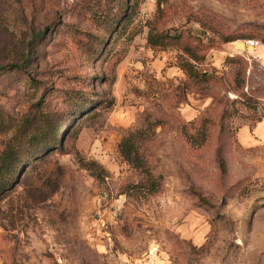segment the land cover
Listing matches in <instances>:
<instances>
[{
    "label": "rangeland",
    "instance_id": "rangeland-1",
    "mask_svg": "<svg viewBox=\"0 0 264 264\" xmlns=\"http://www.w3.org/2000/svg\"><path fill=\"white\" fill-rule=\"evenodd\" d=\"M26 59L0 70V264H264V0H0V64Z\"/></svg>",
    "mask_w": 264,
    "mask_h": 264
},
{
    "label": "trees",
    "instance_id": "trees-1",
    "mask_svg": "<svg viewBox=\"0 0 264 264\" xmlns=\"http://www.w3.org/2000/svg\"><path fill=\"white\" fill-rule=\"evenodd\" d=\"M131 0H126L127 7L129 6ZM41 35V32L33 33L32 40L36 39ZM172 42L179 41L180 35L175 36L173 38H169ZM169 39L166 38L163 34H154L149 35L147 38V43L150 49L155 52L157 47H166ZM253 40V39H251ZM259 41V40H258ZM184 50L187 52L189 57L193 59H198L196 52L190 48L189 46H185ZM28 59L23 61L21 64L17 63H9V64H0V70L4 67L9 68H22ZM186 71H192V68H185ZM194 73V72H193ZM197 73V72H196ZM80 102L77 104V108L79 110L85 109L87 107V111L83 112L82 115L85 113H90L94 109V105L98 101L92 100L86 96L85 93L80 95ZM31 127H36L35 130L29 134L27 139L29 141L38 143L42 145V143H49V141H57L58 135L62 130V122L56 116H51L46 113L41 114L35 118V122ZM139 135L135 133H129L127 136L123 137L119 142V152L121 156L129 163H132L136 169H139L142 174L145 176L144 181L142 184L138 185L139 187L142 186L147 189L150 193L157 192L160 183H157L154 178L150 175L149 170L143 163V160L138 153L137 145L139 142ZM14 141H8L4 147V149L0 153V191H7L11 187H13L19 180L21 173L18 172V162H19V145L22 141L21 135L17 138H13ZM15 140H17L18 144H16ZM60 142V140H59Z\"/></svg>",
    "mask_w": 264,
    "mask_h": 264
},
{
    "label": "water",
    "instance_id": "water-1",
    "mask_svg": "<svg viewBox=\"0 0 264 264\" xmlns=\"http://www.w3.org/2000/svg\"><path fill=\"white\" fill-rule=\"evenodd\" d=\"M236 46H238L239 48H242L243 50H245L246 48H251L253 49L251 46L246 45L244 41H237L235 43Z\"/></svg>",
    "mask_w": 264,
    "mask_h": 264
},
{
    "label": "built area",
    "instance_id": "built-area-1",
    "mask_svg": "<svg viewBox=\"0 0 264 264\" xmlns=\"http://www.w3.org/2000/svg\"><path fill=\"white\" fill-rule=\"evenodd\" d=\"M244 42H245L246 45H249L252 48L255 47L254 45H257L258 44V41H255V40H245Z\"/></svg>",
    "mask_w": 264,
    "mask_h": 264
},
{
    "label": "crops",
    "instance_id": "crops-1",
    "mask_svg": "<svg viewBox=\"0 0 264 264\" xmlns=\"http://www.w3.org/2000/svg\"><path fill=\"white\" fill-rule=\"evenodd\" d=\"M258 130H259V129H258ZM259 132H261V134H262V135H264V132H262V129H261V130H259ZM253 140H254V138H253Z\"/></svg>",
    "mask_w": 264,
    "mask_h": 264
},
{
    "label": "bare ground",
    "instance_id": "bare-ground-1",
    "mask_svg": "<svg viewBox=\"0 0 264 264\" xmlns=\"http://www.w3.org/2000/svg\"><path fill=\"white\" fill-rule=\"evenodd\" d=\"M255 46V45H254Z\"/></svg>",
    "mask_w": 264,
    "mask_h": 264
}]
</instances>
